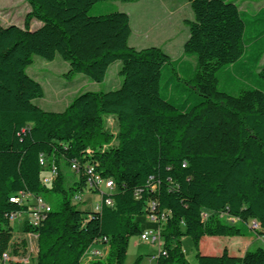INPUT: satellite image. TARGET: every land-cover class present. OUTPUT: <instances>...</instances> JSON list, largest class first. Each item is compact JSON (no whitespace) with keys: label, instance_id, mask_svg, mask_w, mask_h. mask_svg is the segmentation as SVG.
Listing matches in <instances>:
<instances>
[{"label":"trees","instance_id":"obj_1","mask_svg":"<svg viewBox=\"0 0 264 264\" xmlns=\"http://www.w3.org/2000/svg\"><path fill=\"white\" fill-rule=\"evenodd\" d=\"M26 1L31 12L23 28L0 20V264H25L3 259L27 248L25 240L13 243L8 216L29 215L36 197L51 210L37 224L25 221L23 232L37 236L28 264H82L96 246L104 256L89 264H125L131 238L143 232L137 218L146 215L156 216L162 240L157 264H190L183 237L192 240L197 264H264V248L243 257L199 251L204 237H264V9L253 15L231 0H189L193 20L184 21L183 52L195 58L192 67L159 47H131L127 13L90 15L103 1L138 0ZM33 21L40 23L34 30ZM34 56H59L68 75L96 83L120 62L122 84L82 93L62 112L45 111L34 102L43 87L27 73ZM222 76L246 87L236 95L219 91ZM52 164L57 176L44 184ZM89 166L115 184L100 195L99 212L73 204L78 193H98L88 186ZM67 171L76 176L72 183ZM19 192L31 196V205L10 201ZM52 194L57 208L46 201Z\"/></svg>","mask_w":264,"mask_h":264},{"label":"rangeland","instance_id":"obj_2","mask_svg":"<svg viewBox=\"0 0 264 264\" xmlns=\"http://www.w3.org/2000/svg\"><path fill=\"white\" fill-rule=\"evenodd\" d=\"M184 3L188 0H171L170 3H175V6L178 3ZM236 1L239 5V9L242 12H256L261 6L264 5V1L262 0H231ZM135 3L136 2H132ZM126 6L127 3H122L120 1H103L96 4L90 11V15H103L109 13L110 11L118 10L122 12H128L130 15V11L132 12V20L133 23L139 12L137 7ZM158 5L160 4L157 1ZM185 7V6H184ZM182 9L181 13L184 17H187V9L186 7ZM31 12V7L26 0H0V20L3 26L16 25L18 27H24V20L26 15ZM190 14H192L190 8ZM193 16V15H192ZM40 26V23L37 21H33L31 24V29H36ZM187 30L188 27L182 25L180 33L178 34V38L175 41L181 39L184 35L182 29ZM178 30V31H179ZM255 35V34H253ZM147 46L157 45V42H153L152 38L144 39L143 42L140 43ZM165 51H169L167 45L160 46ZM172 53V52H171ZM264 59V58H263ZM120 62L114 63L108 71L107 78L102 83H96L92 81L90 78L83 74H72L68 75V71L70 70V66L67 62H65L61 57L57 56L53 61H47L39 56H34L33 63L27 69V73L29 76L34 78L37 82H39L44 90V97L35 100V104L44 109L45 111H53V112H62L65 108L80 94L85 92H107L110 90H115L118 87V80L122 82L123 78L119 75L120 70ZM257 74V73H256ZM185 81V80H184ZM251 83V82H250ZM252 84V83H251ZM245 85L244 81H237L234 83H229L226 77L222 76L220 78V82L218 85V90L227 92L230 95H236L239 93L241 89H243ZM162 96H165L166 92L164 90L161 91ZM170 98L169 96H165ZM109 129L115 132L117 130L116 122L113 117H109L107 119ZM68 180L72 183L76 176L67 171ZM103 192L106 194L110 193L107 190L103 189ZM58 196L56 194H52L49 198H46V201L51 204L52 207L57 208L58 206ZM85 202H75L73 204L76 205V209L79 211H94L95 205L101 202V196L98 193H90L86 192L83 197ZM27 219V215L23 214L19 216L13 222V230H14V239L13 243L18 244L21 241L25 240L27 243L26 253L24 255H20L21 258L29 257L33 259L36 255L37 251V238L36 236L25 234L23 232V227L25 221ZM137 221L141 224L142 229H146L149 231L150 229L157 228V224L149 219V217L142 216L138 217ZM145 231V230H144ZM162 243V240H161ZM181 244L185 253V256L190 264H197L196 262V251L193 246V242L189 237H183L181 240ZM158 246L149 244L146 242L140 241L139 236L132 237L130 240V245L127 253V258L125 264H135L136 260L142 255H147L148 253H156L158 251ZM86 255V254H85ZM88 256V254L86 255ZM85 257V256H84ZM143 260H144V256ZM142 260V262H143ZM141 262V264H142Z\"/></svg>","mask_w":264,"mask_h":264},{"label":"crops","instance_id":"obj_3","mask_svg":"<svg viewBox=\"0 0 264 264\" xmlns=\"http://www.w3.org/2000/svg\"><path fill=\"white\" fill-rule=\"evenodd\" d=\"M157 1L160 2L159 5ZM170 2L171 0H138L136 1V4L132 3L131 6L137 7L139 15H137L133 23L132 12L130 11V15L128 14V12H126L130 17V24L132 29V34L129 39V45L138 50L152 47L153 45L144 47V45L140 44L144 41V39L148 40L149 38H152L153 42H157V45H154L155 47H159L162 49V47L160 46H168L167 49L169 51L165 50L164 52L169 55L173 61H178L179 64L181 63V65H183L185 62H189L192 67H195V58L186 56L183 52L184 44L189 37V30L187 34V30H184L183 28V37L178 41H175L178 38L177 36L180 33L179 29L181 28V26H186L184 21L193 20V16L192 14H190L189 0L187 1V3H181L180 1L176 6L175 3ZM125 5L126 6H123L124 8L129 6L130 3H127ZM184 6L188 11L187 17H184L181 13ZM261 9H264V5L252 14H256ZM261 64H264V59H262ZM121 84L122 82L118 80L117 88H119ZM224 218L229 223L237 222L233 218ZM146 229L148 228H143L142 230L146 231ZM157 229L158 226L157 228L150 230ZM95 248L101 249V246H96ZM257 248H264V237L252 233L247 237H204L200 242L199 251L202 255L206 256H220L224 251H227L230 256L243 257L248 251H253ZM158 254L159 249L156 253H148L147 255H142L145 257L142 264H157L156 257L158 256ZM86 255L82 259V264H89L91 262V259Z\"/></svg>","mask_w":264,"mask_h":264},{"label":"built area","instance_id":"obj_4","mask_svg":"<svg viewBox=\"0 0 264 264\" xmlns=\"http://www.w3.org/2000/svg\"><path fill=\"white\" fill-rule=\"evenodd\" d=\"M40 163L42 166L46 167L48 164V161L45 158L41 157ZM71 170L72 171H78L79 165L76 162L72 163ZM57 173H58L57 167L55 166V164H52L48 168V174L44 177L43 183L44 184H52L53 180L57 176ZM85 173L88 176V178H87L88 186L90 188H92L93 190H96L101 196H102V194H106L105 192H103L102 188L107 190L110 193H112L114 191V187H115L114 181L111 179H105V178L101 177L98 173L95 172V169L93 166L87 167L85 169ZM110 193H108V195H110ZM30 198H31V196H29L27 193L19 192L18 194L12 196L10 198V201L13 203H16L18 205H22V206L23 205H31L29 203ZM74 201L75 202H83L82 194L78 193L74 197ZM101 202H102V200H101ZM101 202H99L95 205V211L96 212L101 211V209H102V203ZM105 203L109 206L113 205L111 199H106ZM32 204H33V207L31 208L29 215H27V220H29L32 224H37V222H39L41 217H42L41 214L43 212H49L51 210V208L43 200L42 197H36ZM151 208L154 209V204H152ZM21 215H23V214H10L8 216V219L11 223H13ZM204 216H207V215L205 214ZM149 218L151 221L157 222L156 216L151 215V216H149ZM251 227L254 230H257L258 224L256 222H252ZM29 235H33V234H29ZM33 236H36V235H33ZM36 238H37V236H36ZM139 238L142 242L157 245L159 248V254L162 252V250H161V237H160L159 229L143 231L142 234L139 236ZM86 254H88V258H90L91 260L102 258L104 256V249H90L87 251ZM3 259L5 261H8V260L21 261V262H24L25 264L30 263V260H31V258H29V257L21 258V259H19L18 257L13 258L10 256L9 253H5L3 255Z\"/></svg>","mask_w":264,"mask_h":264}]
</instances>
